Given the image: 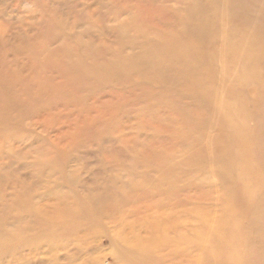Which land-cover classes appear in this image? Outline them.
<instances>
[{"label":"rangeland","instance_id":"374dc122","mask_svg":"<svg viewBox=\"0 0 264 264\" xmlns=\"http://www.w3.org/2000/svg\"><path fill=\"white\" fill-rule=\"evenodd\" d=\"M0 264H264V0H0Z\"/></svg>","mask_w":264,"mask_h":264},{"label":"bare ground","instance_id":"6f19581e","mask_svg":"<svg viewBox=\"0 0 264 264\" xmlns=\"http://www.w3.org/2000/svg\"><path fill=\"white\" fill-rule=\"evenodd\" d=\"M124 142H126L127 144H131L133 143V140L130 137H125Z\"/></svg>","mask_w":264,"mask_h":264}]
</instances>
